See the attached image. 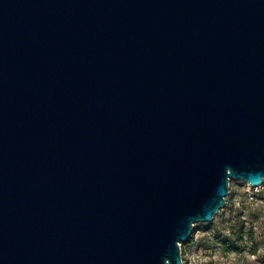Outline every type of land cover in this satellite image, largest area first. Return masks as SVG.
Masks as SVG:
<instances>
[{"label": "water", "instance_id": "1", "mask_svg": "<svg viewBox=\"0 0 264 264\" xmlns=\"http://www.w3.org/2000/svg\"><path fill=\"white\" fill-rule=\"evenodd\" d=\"M231 180L264 185V0H0V264H184Z\"/></svg>", "mask_w": 264, "mask_h": 264}, {"label": "rangeland", "instance_id": "2", "mask_svg": "<svg viewBox=\"0 0 264 264\" xmlns=\"http://www.w3.org/2000/svg\"><path fill=\"white\" fill-rule=\"evenodd\" d=\"M244 226V240L238 227ZM236 231V232H235ZM254 232V244L249 232ZM217 239L234 247H257V254H226ZM184 264H264V185L254 189L243 180H231L227 203L212 222L195 224L190 242L181 245Z\"/></svg>", "mask_w": 264, "mask_h": 264}, {"label": "trees", "instance_id": "3", "mask_svg": "<svg viewBox=\"0 0 264 264\" xmlns=\"http://www.w3.org/2000/svg\"><path fill=\"white\" fill-rule=\"evenodd\" d=\"M240 231V240H244V226H239L238 227ZM236 232V231H235ZM219 244L222 245L223 250L225 251L226 254H231V253H236V254H243L247 251H249L251 254L256 255L257 254V247L256 245H253L252 249H248L246 246V243H243V247H234L232 244V241L230 239H217ZM249 241H251L253 244L255 242L254 238V232H249ZM185 243H182L184 245Z\"/></svg>", "mask_w": 264, "mask_h": 264}, {"label": "built area", "instance_id": "4", "mask_svg": "<svg viewBox=\"0 0 264 264\" xmlns=\"http://www.w3.org/2000/svg\"><path fill=\"white\" fill-rule=\"evenodd\" d=\"M262 187H263V185H262V186H260V187H258V188H255V189L257 190V189H259V188H262Z\"/></svg>", "mask_w": 264, "mask_h": 264}]
</instances>
